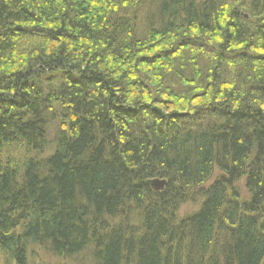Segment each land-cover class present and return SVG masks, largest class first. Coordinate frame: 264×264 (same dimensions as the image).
Returning <instances> with one entry per match:
<instances>
[{
  "label": "trees",
  "instance_id": "16d2710c",
  "mask_svg": "<svg viewBox=\"0 0 264 264\" xmlns=\"http://www.w3.org/2000/svg\"><path fill=\"white\" fill-rule=\"evenodd\" d=\"M34 246L264 264V0H0V264Z\"/></svg>",
  "mask_w": 264,
  "mask_h": 264
},
{
  "label": "rangeland",
  "instance_id": "374dc122",
  "mask_svg": "<svg viewBox=\"0 0 264 264\" xmlns=\"http://www.w3.org/2000/svg\"><path fill=\"white\" fill-rule=\"evenodd\" d=\"M240 187L242 191L244 192L243 184H240ZM197 207L198 205H192V204L185 205L183 206L181 210V215L186 216L192 213V211L196 210ZM30 254H31L30 261L32 264H61L56 258H53L52 256H50L49 254L46 253V251L39 248L38 246L37 247L34 246L30 250ZM84 257L86 256L84 255ZM71 263L73 264L72 261H68L65 264H71Z\"/></svg>",
  "mask_w": 264,
  "mask_h": 264
},
{
  "label": "water",
  "instance_id": "95a60500",
  "mask_svg": "<svg viewBox=\"0 0 264 264\" xmlns=\"http://www.w3.org/2000/svg\"><path fill=\"white\" fill-rule=\"evenodd\" d=\"M166 181L165 180H149L147 182V185L154 190L155 192H161L164 190L165 186H166Z\"/></svg>",
  "mask_w": 264,
  "mask_h": 264
}]
</instances>
